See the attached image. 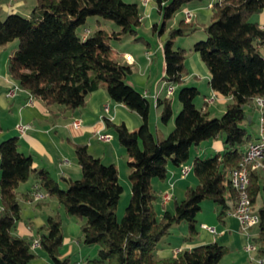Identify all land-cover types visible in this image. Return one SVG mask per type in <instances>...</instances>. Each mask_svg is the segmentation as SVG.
<instances>
[{"label":"trees","instance_id":"16d2710c","mask_svg":"<svg viewBox=\"0 0 264 264\" xmlns=\"http://www.w3.org/2000/svg\"><path fill=\"white\" fill-rule=\"evenodd\" d=\"M202 1L156 0L160 25L154 24L152 30L166 34L162 44L163 81L170 86L181 85L188 75L184 63L186 50L175 48L174 40L193 34L196 27L192 21L182 20L171 28L169 22L185 6ZM263 11L264 0H221L213 5L211 22L203 27L206 37L195 42L191 51L204 63L211 90L230 102L220 118L209 117L193 103L199 90L181 88L180 111L173 129L162 139H156L149 129L147 98L125 82L130 67L109 54L111 39L119 42L136 35L141 24L137 4L123 0H36L28 17L9 14L0 20V48L18 42L7 68L20 89L47 106L75 111L85 106L90 94L104 86L112 101L124 105L141 120L134 131L123 123L104 120L106 129L132 160L128 163L129 203L119 221L115 211L123 189L118 182V170L90 155L85 145L74 147L80 178L65 179L67 189L61 190L48 171L34 168L31 156L18 150L17 138L0 142V264H30L35 258L34 240L14 234L21 219L18 186L29 179L33 187L28 199L32 193L40 192L45 198H55L66 215L84 218L80 227L83 244L99 246L98 258L85 264H220L227 250L218 243L181 249L166 259H157L154 251L174 224H187L186 241L194 237L195 218L202 201L216 204L219 217L235 206L237 192L230 184L229 172L238 167L246 146L257 140L255 131L249 132L253 122L248 119L245 106H251L255 97L264 96V28L251 21ZM88 17L111 21L118 30L109 33L85 29L86 36L85 32L78 35L77 29ZM171 102V98L155 101L163 124L172 118ZM216 137L224 138V153L196 158L192 170L198 184L185 189L184 198L175 203L173 212L164 211L158 216L153 205L159 198L151 186L152 179L164 181L169 163L180 168L189 160L192 146ZM262 188L264 172L251 173L248 192L252 205ZM256 213L258 233L251 240L258 255L264 257V204ZM37 234L36 242L50 264H70L69 259L60 258L63 237L59 215L47 217Z\"/></svg>","mask_w":264,"mask_h":264},{"label":"crops","instance_id":"0c3cea01","mask_svg":"<svg viewBox=\"0 0 264 264\" xmlns=\"http://www.w3.org/2000/svg\"><path fill=\"white\" fill-rule=\"evenodd\" d=\"M35 5L36 0H0V13L5 17L9 14H17L23 17H28ZM189 5L185 6L183 9L186 8L191 11H196V13H194L192 23L193 25H197V20L200 19L201 16L205 15V11L203 9H200L198 6ZM150 9L151 8L146 9V7H143L142 14H145V12ZM207 9L210 8H208L207 6ZM254 21H256L262 28H264V11L259 15H256ZM108 45L110 46V57L112 59L121 61L124 65H126L120 56L128 53H115L110 43H108ZM13 52L9 55V57L13 54ZM8 60L9 58H4L2 67H0V124L2 128V130L0 131V142L8 138H17L18 150L25 155L31 156L34 168L45 169L46 171H48L51 176L58 182L59 187V183H64L67 186V183L64 181L65 179L78 180L80 178L81 171L76 161L74 147L75 145L79 144L85 145L90 155L100 159L102 163L105 162L104 164L106 165L113 164L116 166L118 170V182L120 183L121 160H123L125 151L122 150L119 144H114L112 142L113 134L106 129L104 120L107 119L114 124L123 123L129 131H134L139 127L141 123L140 118H135L136 125H133L129 119L130 114L128 113H130V111H128L124 105L116 102H114L115 104L113 105L109 104L111 99L108 97L104 86H100L97 91L90 94L86 99L85 106L75 111L66 110L61 106L56 105L47 106L42 100L33 98L28 94V92L20 89L19 87H17L18 89L13 96H7V92L11 91L15 86H18L16 82L11 79L8 73ZM126 66H129L130 69L131 67H133L130 65ZM207 75V78L209 80V74ZM185 80L186 79H184V81ZM164 83L168 86V88L172 87L165 81ZM209 90L211 93L210 95L214 94L217 99L216 101H218L217 104L213 102V105H222L220 104V102L223 103L224 100H227V97H223L220 94L212 91L210 86ZM171 96L168 97L166 92L164 98H170ZM207 96L208 95L206 94L203 95L202 103L204 102V98H206ZM158 98L162 99L158 96V94H156L154 101H156ZM106 106L108 107V112L104 111V108ZM109 106L113 109L112 115L108 119L104 115H110L111 109L109 108ZM200 110L208 113V110L203 106ZM74 118H80L82 120V125L79 129H73L70 125L71 121ZM18 124L27 125L29 126V129L21 134L16 129V125ZM166 130V132H169L170 129L168 128ZM257 132L258 127H256L255 129L256 138L258 137ZM105 135L111 136L110 140L106 141L102 139V137ZM99 141L108 144V146L105 147L103 145L97 148V145L101 143ZM92 146H94L93 150L95 154L98 155L91 153L90 149L92 148ZM196 158L200 159V157L196 156L194 160ZM127 162L129 163L128 159ZM167 170V177L164 181L155 183L151 182L157 189L155 190L152 187L158 195V202L161 207L159 211L160 214L156 212L158 216H160L164 211H167L166 208L170 204V201L166 204L162 203V197L165 194L170 193L169 188H176L177 186L179 187V184H182L185 187L184 189L180 188V190L185 191L187 187H195L198 184V180L195 176V178L190 179V181L189 178H187L191 171H189V173L185 176L186 178L181 179L178 177V174L174 172V170H180L179 167H167ZM129 172L130 169L129 167H127L126 181L125 183L121 182L120 185L121 187L126 186V188L128 186L130 189V184L128 181ZM28 181L23 183V186H21V188L20 185L18 186V196L20 195L21 199L25 201V205L29 207L36 206L35 208L37 209L44 208V205H46V200L49 197H46L40 202H35L34 204L28 202V198L26 196L33 187L32 179L29 182ZM184 191H182L183 194ZM128 195H130V191ZM172 197H174V195ZM263 204L264 189L262 188V190L258 193L252 207L254 211H256ZM218 215L219 208L216 207H212L205 213H201L199 215L197 214L195 218L196 234L190 241L185 240L188 236V226H182L180 223L177 224V230L179 232L171 239L168 238V236L164 237L160 241L161 243H159L155 248L154 253L156 258L166 259L174 257L176 253L181 249L191 250L198 245L218 243L219 245L225 247L227 250V252L222 256L220 264H264L258 262L262 257L258 255L257 251H245V247L247 245L253 244L251 239L257 236V226L249 229L247 232H243L240 229L237 220L229 216L228 211L221 217H219ZM49 216H51V213H48L44 216L41 215L40 217H35L34 219H30L29 225H26L20 219V221L16 224V233L14 234L20 237L33 236V240L36 241L39 238V235L37 234L36 236H34V230L44 226L46 219ZM202 225H206L207 227L213 229V231L202 228ZM169 235H172L171 230ZM77 243L79 245L80 241ZM81 243L83 244L82 236ZM35 250L36 248L32 249V252ZM34 255L36 259L34 258L30 262V264H50V261L46 254L35 253ZM80 255L81 258H83L82 248ZM75 264L85 263L83 261H81L80 263L77 261Z\"/></svg>","mask_w":264,"mask_h":264},{"label":"rangeland","instance_id":"374dc122","mask_svg":"<svg viewBox=\"0 0 264 264\" xmlns=\"http://www.w3.org/2000/svg\"><path fill=\"white\" fill-rule=\"evenodd\" d=\"M123 1L126 3H135L138 5L140 15L142 16L141 24L137 28V33L135 36H126L123 39H121L119 42L116 41L115 39H111L110 45L112 46L115 53L120 54L125 52L130 54V56L133 58V64L130 65L133 67H131V73L126 75L125 82L147 98L150 105L149 124H150V129L153 135L155 136V138L162 139L163 137H166V135L173 129L175 117L178 115L181 108L178 99V94L180 89L183 87L197 88L200 94L193 101L195 107L198 110H200L201 107L203 106L208 110L209 117L220 118L226 109V105L230 102V99L227 98V100H224L223 103L220 102V104L222 105L219 106L216 105L218 102L216 101L217 100L216 97L214 96V94L210 95L211 93L208 85L207 69L204 63L201 61L199 55L194 51H191V48L195 42L201 41L206 37L203 32V27L207 26L211 22L212 12L210 9H207L210 0H203L201 3H191L189 5V6L192 5L198 6L200 9H203L205 11V15L201 16V18L197 20V25L196 24L193 25L194 27H196V30L193 34L189 36L177 37L174 40L175 48H182L186 50V58L184 63L188 75L185 78L186 80L181 85L172 86L173 95L170 98L172 101L171 104L173 109V115L172 118L166 124H163L160 121V117H159L160 110L159 108H156L154 101L156 94H158L160 98H164L168 89V86L165 85L164 81L162 80L165 69L162 44L165 41L166 34L159 35L157 31L155 32L152 30V26L154 24L160 25V19H159L160 16L158 14L156 0H146L147 1L146 3H144L143 0H123ZM143 7H146V9L148 8L151 9L147 10L145 14H142ZM192 12L193 14L196 13V11H192ZM183 15H184V9L176 12L169 22V27L171 28L177 27L179 22L183 20L184 18ZM4 18L5 16L0 13V20H3ZM255 18L256 16L252 17L251 21H254ZM85 29L89 30L90 32H93L97 29H101L110 33L112 31H117L118 27H116V25L111 21L103 20L99 17H88L85 21V24L80 26L76 32L78 35L81 34L83 35ZM135 38H139V40H135ZM17 47H18V42L14 41L0 48V67H2V62L4 61V58L8 59L9 55L15 49H17ZM120 57L122 58V55ZM204 94L208 95L206 98L214 97L213 102L216 103L215 104L216 106L213 105L214 104L213 102H212L213 104L211 103L208 105L202 103V98ZM7 96H9L8 92H7ZM109 104L113 105L115 103L114 101L110 100ZM110 109H111L110 115L108 114L104 115L108 119L112 115L113 108L111 107ZM245 112L246 115L248 116V119L253 122V128L249 130L250 133H253L256 127H258L259 113L255 108L254 104H252L251 106H245ZM128 114H130L129 115L130 122H132L133 125H136L135 118H139L138 115L133 112H130ZM18 125H16V127ZM168 128L170 130L169 132H166L167 131L166 129ZM223 141H224L223 137L211 138L202 141L200 144L196 146H192L190 148L189 160L184 164V166L190 168L191 171L187 177L189 178V181L190 179L195 178L194 177L195 175L192 170L194 158L198 156L200 157V159H206V158L214 157L216 154L222 155V153H224L225 151ZM112 142L114 144H118L114 135L112 136ZM103 145L105 147L108 146V144L101 142L100 144L97 145V148ZM93 149L94 146H92L90 151L91 153L95 154ZM127 159L129 160V162H132V160L127 156V154L124 153L123 160H121V168H120V181L122 183H125L126 181V175H127L126 168L128 167ZM172 166L173 165L171 163L168 164V167H172ZM174 172L178 174L179 178L181 179L186 178L180 174V170H174ZM159 181L160 180L158 179H152L151 182L155 183ZM153 183H151L152 187L155 190H157ZM59 184L61 190L67 189V186L64 183H59ZM21 186H23V183L20 184V188ZM122 187H123V192L118 201V205L115 211L116 219L118 221L121 219L124 210L129 203V197H130V195H128L130 191L129 187L128 186L127 188L126 186L125 187L122 186ZM184 187H185L184 185L179 184V187L177 186L176 188L175 187H172L171 189L169 188V192H170L169 194H171L172 196L174 195V197L171 196L170 204L166 208L167 211L173 212L175 203L181 201L184 198V194L182 192L184 190H180V188L184 189ZM18 198L21 207V220L26 225H29L30 219H34L35 217H40L41 215L44 216L48 213H51V216L54 215L60 216L62 223V237H63L62 245L59 249L61 259H69L70 264H75L77 261L79 263L81 261L87 263L88 260L93 261L98 258L97 257V250L99 248L98 244H92L90 246H86L81 243L80 226L85 222L84 218L70 217L66 215L63 207L58 203V201L55 198L52 197L47 198L46 205H44L45 207L41 209L35 208L36 206L29 207L25 205V201L21 199L20 195L18 196ZM34 203L35 202H33V204ZM200 207H201V211L198 213V215L209 211L212 207L219 208L216 204H214L210 200L202 201ZM154 208L156 212L160 214L159 211L161 207L158 201L154 202ZM180 224L182 226L185 225L187 227V224L185 222H181ZM170 230L172 233V235H168V238L170 239L173 238V236L179 232L177 230V224H174ZM37 231L38 229L34 230V236L37 235ZM14 233H16V229L14 230ZM79 241L80 243L78 245L77 242ZM35 242L36 241H34L32 246H34ZM35 248L36 250L33 251L34 254L35 253L46 254L39 246L32 247V249ZM81 248H82L83 258H81L80 255Z\"/></svg>","mask_w":264,"mask_h":264},{"label":"built area","instance_id":"2783aa9c","mask_svg":"<svg viewBox=\"0 0 264 264\" xmlns=\"http://www.w3.org/2000/svg\"><path fill=\"white\" fill-rule=\"evenodd\" d=\"M146 3V0H143ZM221 2V0H210L208 3V8H212L215 3ZM183 21L185 23H189L192 21L194 14L191 10L184 9ZM88 31L86 30L84 36H86ZM123 62L126 65L133 64V58L129 54L122 55ZM264 62V55H263ZM18 86L12 88L11 91L8 92V95L11 97L17 91ZM173 93V88L169 87L167 89V96H171ZM204 104H211L214 101V97L212 98H204ZM253 104L259 113L258 117V137L257 140L249 143L246 146L245 152L242 155L238 167L231 170L229 172V180L233 189L237 192V200L235 206L232 210L228 211L229 216L235 218L239 224L240 229L243 232H247L249 229L256 227L259 224V215L254 211L251 203V199L249 197L248 187L250 182V174L257 171L264 172V96H257L253 100ZM105 112H108V107L104 108ZM71 127L73 129H79L82 125V121L80 118H74L71 121ZM17 131L23 134L26 130L29 129L27 125H18L16 127ZM109 135H105L102 139L108 141L110 140ZM190 171V168L186 166L180 167V174L185 177ZM45 199V195L36 192L32 193L28 202H39ZM171 199V194L167 193L162 197V203L166 204ZM202 228L213 231V229L207 227L206 225H202ZM34 246H38L37 242H35ZM32 246V247H34ZM246 252L256 251V247L253 244H249L245 247ZM259 263H264V257L260 258Z\"/></svg>","mask_w":264,"mask_h":264}]
</instances>
